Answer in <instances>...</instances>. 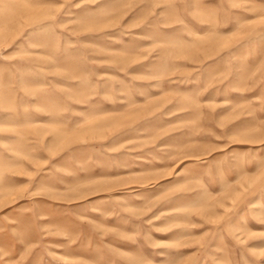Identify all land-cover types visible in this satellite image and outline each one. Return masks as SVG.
<instances>
[{
    "label": "rangeland",
    "instance_id": "1",
    "mask_svg": "<svg viewBox=\"0 0 264 264\" xmlns=\"http://www.w3.org/2000/svg\"><path fill=\"white\" fill-rule=\"evenodd\" d=\"M0 264H264V0H0Z\"/></svg>",
    "mask_w": 264,
    "mask_h": 264
}]
</instances>
